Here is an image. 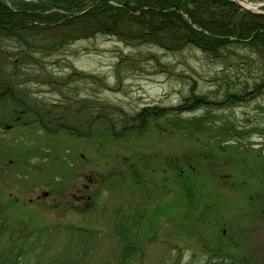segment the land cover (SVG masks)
I'll use <instances>...</instances> for the list:
<instances>
[{
  "label": "rangeland",
  "instance_id": "1",
  "mask_svg": "<svg viewBox=\"0 0 264 264\" xmlns=\"http://www.w3.org/2000/svg\"><path fill=\"white\" fill-rule=\"evenodd\" d=\"M24 44L0 37V91L62 120L0 98V250L20 240L26 264H264V86L232 68L242 47L209 56L107 32ZM229 92L244 99L222 104ZM191 94L205 102L170 108ZM147 104L169 110L132 124Z\"/></svg>",
  "mask_w": 264,
  "mask_h": 264
},
{
  "label": "trees",
  "instance_id": "2",
  "mask_svg": "<svg viewBox=\"0 0 264 264\" xmlns=\"http://www.w3.org/2000/svg\"><path fill=\"white\" fill-rule=\"evenodd\" d=\"M9 1L0 0V37L13 36L33 50L52 49L66 40L97 32L114 33L129 43L152 42L169 50L188 43L209 56L222 55L221 52L238 46L242 51L233 53L232 68L258 72L259 78L253 83V88L257 90L264 86V15L246 12L232 0ZM51 26L56 27L55 32L59 36H49L55 33L50 31L53 30ZM45 30L48 34L43 36ZM2 81L6 82L0 79V88L5 87ZM10 89L0 91V98L30 110L46 127L52 123L56 127L59 125L62 119L54 118L58 111L30 107L27 101L29 93ZM242 94L245 92H229L222 104L239 102L244 99ZM201 102H205L201 95L191 94L184 98V102L170 108L180 111ZM62 108L65 109L64 106ZM66 109L71 108L67 106ZM167 110L169 107L144 105L134 114L132 124L137 121L143 124L151 116ZM19 238L17 234L16 239ZM16 242L18 245L12 244L13 247L0 250V264H26L22 244L20 240ZM224 261L225 257L220 256L205 259L203 264H222ZM234 264L240 263L234 261Z\"/></svg>",
  "mask_w": 264,
  "mask_h": 264
},
{
  "label": "water",
  "instance_id": "3",
  "mask_svg": "<svg viewBox=\"0 0 264 264\" xmlns=\"http://www.w3.org/2000/svg\"><path fill=\"white\" fill-rule=\"evenodd\" d=\"M109 1H111V0H109ZM233 1H235L237 4H239L240 7L242 9H245L246 11H249V12H259V13H263L264 14V11L253 10V9H250V8L242 5L241 2H240L241 0H233ZM260 4H264V0L261 3H255V6L260 5Z\"/></svg>",
  "mask_w": 264,
  "mask_h": 264
},
{
  "label": "bare ground",
  "instance_id": "4",
  "mask_svg": "<svg viewBox=\"0 0 264 264\" xmlns=\"http://www.w3.org/2000/svg\"><path fill=\"white\" fill-rule=\"evenodd\" d=\"M240 2L242 3V5H244V6H246V7L253 8V5H252V4H247L244 0H243V1L241 0ZM186 17H187V16H186ZM110 36H111V35H110ZM60 48H61V47H60ZM161 48H162V47H161ZM0 56H1V55H0ZM0 58H1V57H0ZM1 62H2V61H1ZM1 68H2V67H1ZM2 71H3V70H2ZM0 76H1V74H0ZM3 77H4V76H3ZM8 78H9V77H8ZM4 79H5V78H4ZM4 79H3V80H4ZM6 80L8 81V79H6ZM6 80H5V81H6ZM2 82H3V81H2ZM8 82H11V80L8 81ZM11 84H12V83H11ZM8 85H9V83H8ZM44 104H45V103H44ZM62 106H64V105H62ZM57 107H58V106H57ZM57 107H56V108H57ZM66 107H67V106H66ZM66 107H65V108H66ZM43 108H44V107H43ZM60 108H61V107H60ZM45 109H47V108H45ZM73 109H74V108H73ZM63 111H65V110H63ZM63 111H62V112H63ZM59 112H60V111H59ZM69 112H70V110H69ZM72 112H73V110H72ZM57 113H58V112H57ZM63 113H65V112H63ZM67 113H68V112H67ZM55 115H56V113H55ZM65 115H67V114H65ZM168 115H169V114H168ZM67 117H68V116H67ZM58 119H59V118H58ZM65 119H66V118H65ZM151 120H152V119H151ZM62 122H63V121H62ZM63 123H64V122H63ZM65 124H66V123H65ZM65 124H64V125H65ZM76 130H77V129H76ZM77 132H78V131H77ZM89 179H90V178H89Z\"/></svg>",
  "mask_w": 264,
  "mask_h": 264
},
{
  "label": "flooded vegetation",
  "instance_id": "5",
  "mask_svg": "<svg viewBox=\"0 0 264 264\" xmlns=\"http://www.w3.org/2000/svg\"><path fill=\"white\" fill-rule=\"evenodd\" d=\"M223 231V230H222Z\"/></svg>",
  "mask_w": 264,
  "mask_h": 264
}]
</instances>
